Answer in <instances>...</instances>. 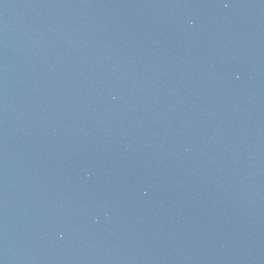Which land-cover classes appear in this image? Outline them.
Returning a JSON list of instances; mask_svg holds the SVG:
<instances>
[{"label": "water", "instance_id": "95a60500", "mask_svg": "<svg viewBox=\"0 0 264 264\" xmlns=\"http://www.w3.org/2000/svg\"><path fill=\"white\" fill-rule=\"evenodd\" d=\"M0 264H264V0H0Z\"/></svg>", "mask_w": 264, "mask_h": 264}]
</instances>
